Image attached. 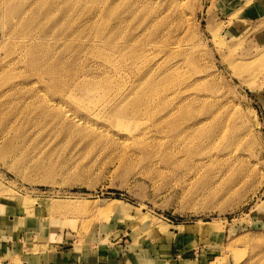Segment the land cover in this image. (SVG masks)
I'll use <instances>...</instances> for the list:
<instances>
[{
  "label": "rangeland",
  "instance_id": "rangeland-1",
  "mask_svg": "<svg viewBox=\"0 0 264 264\" xmlns=\"http://www.w3.org/2000/svg\"><path fill=\"white\" fill-rule=\"evenodd\" d=\"M75 75L146 114L120 124ZM73 242L264 264V0H0V264Z\"/></svg>",
  "mask_w": 264,
  "mask_h": 264
},
{
  "label": "bare ground",
  "instance_id": "bare-ground-1",
  "mask_svg": "<svg viewBox=\"0 0 264 264\" xmlns=\"http://www.w3.org/2000/svg\"><path fill=\"white\" fill-rule=\"evenodd\" d=\"M33 5V4H32ZM37 7H39V6H37ZM29 8V7H28ZM32 8V7H31ZM14 18V17H13ZM123 22V21H122ZM90 24V23H89ZM85 26V25H84ZM90 27V26H89ZM117 30V29H116ZM111 33H113L112 31H110ZM115 32V31H114ZM74 34V33H73ZM114 34V33H113ZM109 35V34H108ZM108 35H106V37L108 36ZM112 35L110 34V36H108L109 38H108V40H112V37H111ZM111 38V39H110ZM63 39V38H62ZM103 41V40H102ZM158 41V40H157ZM108 42V41H107ZM108 43H110V42H108ZM33 47V46H32ZM70 47V46H69ZM110 47V46H109ZM109 51V50H108ZM75 52V51H74ZM101 52V51H100ZM78 54V53H77ZM104 56V55H103ZM106 57V56H105ZM77 58V57H76ZM108 59H109V57H108ZM78 60V59H77ZM75 62V61H74ZM76 64V63H75ZM172 66V65H171ZM76 67V66H75ZM94 67V66H93ZM173 67H174V65H173ZM87 70V69H86ZM155 72V71H154ZM164 72V71H163ZM109 73V72H108ZM166 75V74H165ZM63 76V75H62ZM61 76V74H60V76L58 77V81H61V82H68L69 80L68 79H65L64 77H62ZM83 76V75H82ZM168 76V75H167ZM71 78H73V80H74V88H72L71 90L73 91V90H75V87H80V86H82V87H85V85L87 86V88H88V91H90L91 93L94 91V90H100L101 91V89H102V91H103V93L102 94H100L101 95V97L102 98H104L103 99V101H101V103H99V105H101L102 107V109L100 108V110L102 111V113L104 112L106 115H108V116H113L116 120H118V122L120 123V124H125V123H133V122H135V120H137L139 117H141V115L142 114H146V113H144L143 111H141V109H142V106H144V105H146V104H148V99H145L144 100V96L142 97L141 96V94L142 93H140L138 96H136L135 98H133V100L131 101V99L129 98L130 97V93L129 94H125V95H120V96H113V97H111V96H109L110 94L112 95V91H111V93L110 94H107L108 93V91L110 90V88H111V85L109 84V83H101V82H99V81H93V82H91V81H88V79H87V77H86V75H84V77H83V79H81V80H79V81H76V79L78 80V78L80 79V77H78L77 75H75V76H73V77H71ZM137 78V77H136ZM164 78H167V77H164ZM72 80V79H71ZM72 80V81H73ZM142 82H143V80H142ZM141 82V83H142ZM147 82V81H146ZM118 83V82H117ZM145 83V82H144ZM154 83V82H153ZM88 84V85H87ZM146 84V83H145ZM144 85V84H143ZM143 85H141L140 84V87L141 86H143ZM150 85V87H151V89L150 90H152V83L151 84H149ZM148 85V86H149ZM154 86V85H153ZM73 87V86H72ZM136 87V86H135ZM149 87V88H150ZM137 88V87H136ZM144 88V87H143ZM148 88V89H149ZM184 88V87H183ZM122 91V90H121ZM146 91L147 90H145V92H144V94H146ZM175 91V90H174ZM184 91V90H183ZM6 92V91H5ZM4 92V93H5ZM71 92V91H70ZM114 92V91H113ZM118 92V91H117ZM179 92H180V90H179ZM181 92H182V89H181ZM180 92V93H181ZM186 92H188V91H186ZM190 92V91H189ZM115 93V92H114ZM119 93V92H118ZM122 93V92H121ZM179 93V94H180ZM7 94V93H6ZM5 94V95H6ZM116 94V93H115ZM132 94V93H131ZM187 94V93H186ZM4 95V96H5ZM70 95L72 96V94L70 93ZM75 95V94H74ZM161 96V98L163 99H170V100H173L172 98H170V95H165L164 93L163 94H161L160 95ZM111 97V98H110ZM157 97V96H156ZM178 97H179V95H178ZM191 97V96H190ZM197 97V96H196ZM185 98V97H184ZM200 98V97H199ZM185 99H187V96H186V98ZM179 100V99H178ZM191 100V99H190ZM189 100V101H190ZM184 101V100H183ZM186 101H188V99L187 100H185L184 102L185 103H181V104H176V105H174L172 108H170V110L167 112V114H165L166 115V117L168 118H165V119H167V120H170V122H173V121H175L174 119L179 115V113L181 114V111H183L184 110V108L186 109V107H188L189 105H190V103H189V105H188V103L186 102ZM188 101V102H189ZM193 101V100H192ZM111 102H112V104H111ZM133 103V108L132 109H129L128 107V105L130 104V103ZM181 102H182V99H181ZM111 104V106L109 107L108 106V104ZM180 103V102H179ZM55 105V104H54ZM131 105V104H130ZM191 105H192V103H191ZM128 106V107H127ZM60 107V106H59ZM62 111V110H61ZM64 112H66V111H64ZM107 117V116H106ZM199 118V117H198ZM145 119V118H144ZM204 121V120H203ZM143 123H138V128L140 129L141 128V125H142ZM197 124H198V120H195V119H193L191 122H189L188 124H186V125H184V126H182L181 128H180V130H179V134L178 135H181V138H183L182 137V135L184 136V134H187V132L188 131H190V130H193V131H196L197 129H198V127H197ZM208 125V124H207ZM147 126V125H146ZM137 128V129H138ZM197 128V129H196ZM203 128V127H202ZM142 133V132H141ZM129 134V133H128ZM131 134V133H130ZM138 134V133H137ZM140 134V133H139ZM144 134H145V132H144ZM188 135V134H187ZM131 136V135H130ZM129 136V137H130ZM179 137V136H178ZM107 208V207H106ZM105 208V209H106ZM108 208H109V205H108ZM103 210V209H102ZM110 210V209H109Z\"/></svg>",
  "mask_w": 264,
  "mask_h": 264
},
{
  "label": "crops",
  "instance_id": "crops-1",
  "mask_svg": "<svg viewBox=\"0 0 264 264\" xmlns=\"http://www.w3.org/2000/svg\"><path fill=\"white\" fill-rule=\"evenodd\" d=\"M77 243H72L68 247H59L55 249L54 252H50V249L40 250L38 252H31L28 250L22 251L21 263L22 264H126L125 260L119 256L116 259H110L109 253H104L102 251L91 252L82 247L77 246ZM13 247V246H12ZM11 247V248H12ZM14 248L10 249L13 250ZM124 257V254H122ZM139 258L138 260H136ZM133 260L134 264H143L145 262L152 260V255L148 251L143 252L140 257H135ZM152 264V261L149 262Z\"/></svg>",
  "mask_w": 264,
  "mask_h": 264
}]
</instances>
